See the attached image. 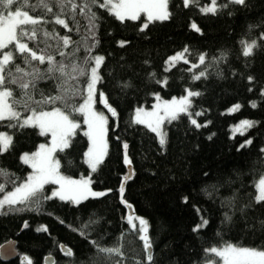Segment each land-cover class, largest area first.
Masks as SVG:
<instances>
[{"label": "trees", "instance_id": "obj_1", "mask_svg": "<svg viewBox=\"0 0 264 264\" xmlns=\"http://www.w3.org/2000/svg\"><path fill=\"white\" fill-rule=\"evenodd\" d=\"M174 3L176 0H170L169 10L173 16L168 21L150 23L144 32L138 30L145 21L142 18L120 24L103 13L106 18L98 31L100 43L93 54L106 57L100 69L104 80L98 85L97 107L102 108L104 97L117 109V115L109 122L108 152L97 172L91 173L84 156L90 146L84 135L86 123L82 115L75 113L73 118L80 127L75 132L73 146L56 155L61 159L60 169L64 175L79 178L91 174L93 190L104 195L89 197L80 205L52 198L42 200L34 209L24 211L23 205H17V211L0 215V249L15 240L19 251V257L11 261H4L0 256V264H27V261L46 264L47 257L55 259L53 264H86V258L93 253L89 240L99 239L104 231L108 235L103 244L111 245L117 236L121 237L122 250L130 257L126 264H133V255L141 264H147L142 252L143 242L127 223L129 210L149 221L152 264H203L205 248L220 247L225 242L244 246H259L264 242V234L245 231L242 222L227 227L219 223L223 211L219 208L220 200L234 196L237 208L243 207L251 198L249 193L256 195L254 185L264 176V154L260 152L264 149V96L260 95L264 88V54L256 55L250 68L244 66L249 58H235L240 50L238 40L247 38V25L264 18V0H251L249 8L239 9L232 16L220 14L218 17L199 12V7L206 5L207 0H199V5L190 4L187 9H174ZM42 12L41 9L32 14ZM191 23H196L203 35L191 29ZM46 27L49 31L55 27L62 35L65 33L59 26ZM260 30L264 29H253L252 35L257 36ZM71 35L73 39L79 38ZM41 39L45 38L38 32L37 41ZM121 40L130 43L118 47ZM48 42L56 43L54 39ZM185 47L188 48L185 59L189 63L181 61L165 71L168 59ZM225 49L232 50L228 62L208 67L211 58ZM204 53H207L205 64L192 68L193 63L199 64V55ZM121 56L137 71L155 72V79L161 83L148 81L143 75L132 78L129 74L127 78L132 79L135 87L120 93L108 73L112 69L119 72ZM144 60L148 64H144ZM181 68L191 71L181 72ZM206 68L207 78L189 79ZM232 70L236 71L235 76ZM249 74L255 77L251 85L246 79ZM185 88L199 91L201 95L193 97L189 114L182 113L178 121L164 124L166 143L161 146L155 133L134 123V110L151 108L157 95L167 100L181 97L186 94ZM253 101L255 108L251 106ZM80 102L77 98V103ZM236 105H240L237 111L227 113ZM192 119L202 126L191 125ZM244 120L255 124L243 134H233L232 128ZM0 131L12 133L14 130L0 128ZM36 131L28 129L27 134L14 136L16 146L11 155H0V167H6L21 180L31 173L30 167L22 164V154L36 151L40 143L50 139V136L36 135ZM249 139L252 140L250 145L247 144ZM125 143L128 149L123 148ZM125 154L132 160L131 165L124 163ZM213 185L219 186L218 191ZM53 186L46 185L42 196L49 195ZM120 187L125 189L123 194L119 193ZM7 190H12L10 183H6ZM248 216L249 223L259 227L258 220L264 219V206L256 205L255 210L248 211ZM201 217L208 218L209 225L199 233L193 232ZM239 217L237 211L234 221H239ZM89 219L99 220V223L84 228ZM217 230L221 231L219 237L215 235ZM85 235L89 239H85ZM67 250L73 255L69 256Z\"/></svg>", "mask_w": 264, "mask_h": 264}, {"label": "snow or ice", "instance_id": "obj_2", "mask_svg": "<svg viewBox=\"0 0 264 264\" xmlns=\"http://www.w3.org/2000/svg\"><path fill=\"white\" fill-rule=\"evenodd\" d=\"M170 0H0V128L14 130L12 133L0 131V155L8 153L11 155L15 148L14 136L27 134L26 130H37L36 135L51 137V143H40L39 150L31 154L25 152L21 156L23 165L31 168V173L23 180L15 173H10L6 167H0V215H7L17 211L15 206L23 205L24 211L34 209L39 206L42 200L56 197L59 201L80 205L87 201L89 196L101 197L102 192L92 191L90 180H75L60 172L61 159L57 158V153H64L73 146L75 130L80 127V123L73 116L75 113L85 117L84 123L88 125L89 131L84 135L88 137L90 146L84 152L87 157V164L93 173L97 172L98 166L104 162L106 155L105 125L107 118L94 111V95L98 85L104 80L101 75V66L105 64L106 57L101 54H93L100 43L98 31L101 22L108 17L113 18L120 24L126 21H137L141 14H145L146 20L139 27L140 32L149 28L150 23L165 22L172 16L169 10ZM190 4L199 5V0H176L173 8L187 9ZM251 0H207L206 5L199 7V12L204 16L211 14L218 17L220 14L232 16L239 9L250 7ZM43 12L39 15L32 13ZM59 26L65 30L62 35L55 27L49 31L46 25ZM39 26V27H38ZM191 29L203 35L201 28L196 23H191ZM253 29H264V18L257 23L247 25V38L238 40L239 54L236 59L249 58L244 61L245 68H250L254 63V58L258 54H264V30H260L257 36H253ZM41 32L45 39L37 41V34ZM79 37L73 39V35ZM56 43H49V40ZM30 43L32 46H30ZM128 41H118V47L123 48ZM188 51L185 47L181 52L171 56L167 63L172 64L177 60H183L184 64L189 61L184 58V53ZM83 53V55H80ZM207 53L199 55V64L193 63L192 68H197L205 64ZM231 49H225L218 56L211 58L208 67H218L221 63H227ZM118 64L119 72L116 69L109 71L112 77L114 88L120 93L135 87L132 78H143L160 84L161 81L155 79V72L137 71L134 65L120 57ZM148 64L147 60L143 61ZM169 71V69H165ZM181 72L191 71V69H180ZM115 73V75H113ZM231 74L237 73L232 70ZM222 77V73H219ZM207 78V68L189 77L194 81ZM83 78V79H82ZM248 84H252L255 77L247 75ZM167 78L165 77V83ZM186 95L179 99L173 98L171 101L163 102L162 115L157 111H145L143 108H136L133 114L134 123L144 125L152 133L160 136L159 144L164 146L166 139L161 132V123L166 119L169 123L178 121L180 114H189L192 106V97L201 95L199 91L185 88ZM249 92L252 88L249 87ZM261 96H264V88L261 89ZM77 98L82 102L77 103ZM159 99V96H156ZM104 106L112 114L117 115L116 107L104 100ZM251 106L255 108L256 102ZM240 105H236L238 109ZM200 115L199 112L196 113ZM191 125L200 128L202 125L195 119L190 121ZM254 121L244 120L239 129L243 134L247 129L254 126ZM206 126V125H204ZM248 140L247 144H251ZM128 144H123L124 149H128ZM260 152L264 154V149ZM67 155L70 157L71 153ZM124 163L131 165L132 160L125 154ZM70 166L72 160L67 159ZM208 176V173H204ZM11 177L10 180L5 178ZM128 180L129 177H124ZM6 183L12 185V190L6 191ZM229 184L231 181L228 182ZM58 185V188L51 191L49 195H43L46 185ZM218 185L213 188L218 191ZM256 195L252 196L243 207L237 208L236 197H226L220 200L219 208L222 209L221 226H232L236 222L244 224L245 231L255 234H264V219L258 220L259 227L250 224L249 210H255L256 205L264 206V179H260L254 185ZM207 192V189H204ZM125 192L124 187L119 188V193ZM211 197H209L210 199ZM187 202V198H184ZM126 203V202H125ZM7 206V211H4ZM199 211V210H198ZM240 213L239 221H234L236 212ZM95 216V213L91 214ZM139 219V228L132 219L127 221L137 230V235L142 241V252L147 264H152L153 242L149 235V221L144 218ZM92 223H99V220L89 219L88 224L83 227L88 228ZM210 221L201 217L200 222L193 228V232L199 233L201 229L207 228ZM27 225H25L26 227ZM83 234V233H82ZM108 235L106 231L99 236V239H90L89 243L93 253L86 258V264H126L130 258L122 250L121 237L117 236L111 245L103 244L102 241ZM123 235V233L121 234ZM216 236H221V231L215 232ZM89 239L88 235L84 236ZM205 254V264H209L208 254L219 257L222 264H264V242L259 246H244L238 243L225 242L220 247H210L203 249ZM67 254L72 256L71 250ZM133 264H141L135 255L131 257ZM31 264V261H27Z\"/></svg>", "mask_w": 264, "mask_h": 264}, {"label": "rangeland", "instance_id": "obj_3", "mask_svg": "<svg viewBox=\"0 0 264 264\" xmlns=\"http://www.w3.org/2000/svg\"><path fill=\"white\" fill-rule=\"evenodd\" d=\"M144 19V20H146V16H145V14H141V16H140V19ZM184 58H185V54H184ZM181 61H183L182 59L181 60H177V61H175V62H173L172 64H169V63H167V69H170L172 66H174V65H176L178 62H181ZM186 95V94H185ZM176 99H179L180 97H175ZM173 99V98H172ZM172 99H162L160 96H159V99H156V97H155V101H154V103H153V105H152V107L151 108H146V107H140V108H143L145 111H148V112H151V111H157V112H159L161 115L163 114L162 113V111H161V109H162V106H163V102H165V101H171ZM193 99V97L191 98V100ZM102 100L104 101L105 100V98L104 97H102ZM99 103V101H98V88H97V92L95 93V95H94V105H93V108H94V111H96V112H98V113H101V114H103L106 118H107V124L105 125V141H106V155H107V152H108V137H107V135H108V128H109V122H110V118L111 117H113L112 116V114L108 111V109L104 106V102H102L101 103V105H102V108H98L97 107V104ZM240 108V107H239ZM238 108V109H239ZM237 108H236V106H234V107H232L227 113H233V112H235V111H237L238 110ZM189 111H190V109H189ZM182 114V113H181ZM83 118H84V120H85V117L83 116ZM166 122H168L166 119L161 123V132L164 134V137H165V139H166V132H165V130H164V124L166 123ZM241 124L242 123H240L239 125H237V126H235V127H233L232 128V132H233V134H237V133H240L239 131H236V129H239L240 128V126H241ZM77 130V129H76ZM76 130H75V132H76ZM150 130V129H149ZM248 130V129H247ZM87 131H89V128H88V125L86 124V132ZM50 136V135H49ZM158 137V139L160 140V136H157ZM90 142V141H89ZM46 144H49L50 145V143H51V137H50V139H49V141L48 142H45ZM39 150V148L36 150V151H38ZM29 154H31V153H29ZM106 155H105V157H106ZM105 157H104V159H105ZM85 160L87 161V157H85ZM87 163V162H86ZM88 165V164H87ZM99 167V166H98ZM31 169V168H30ZM90 169V168H89ZM32 171V170H31ZM90 171H91V169H90ZM60 172H61V169H60ZM91 173H93L92 171H91ZM61 174H63L62 172H61ZM64 175V174H63ZM66 176V175H65ZM68 177V176H67ZM70 178H72V179H75V180H81V179H88V180H90V188L92 189V191H94L93 190V188H92V177H91V174L90 175H88V176H82V177H79V178H73V177H70ZM261 179H264V176L261 178ZM259 182V181H258ZM257 182V183H258ZM56 188H58V185H54L53 186V188H52V190H54V189H56ZM95 192H97V191H95ZM89 197H92L91 195L89 196ZM0 198H2V197H0ZM53 198H56V197H53ZM58 199V198H57ZM138 218H141V217H138V216H136L133 212H132V210H129V213H128V220L129 219H132L133 220V223L134 224H136V226H137V229L139 228V219ZM130 225V224H129ZM130 227L132 228V225H130ZM133 229V228H132ZM133 230H135V231H137L136 229H133ZM46 264H50V263H47L46 262ZM203 264H205V262L203 263ZM209 264H222V261L220 260V258L219 257H215L214 256V254H210L209 255Z\"/></svg>", "mask_w": 264, "mask_h": 264}, {"label": "water", "instance_id": "obj_4", "mask_svg": "<svg viewBox=\"0 0 264 264\" xmlns=\"http://www.w3.org/2000/svg\"><path fill=\"white\" fill-rule=\"evenodd\" d=\"M132 173L130 172L129 177ZM64 249V248H63ZM0 256L4 261H11L19 257V251L17 249V243L15 240H11L5 243L0 249ZM55 259L53 257H47L46 262L53 264Z\"/></svg>", "mask_w": 264, "mask_h": 264}]
</instances>
